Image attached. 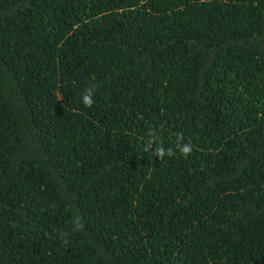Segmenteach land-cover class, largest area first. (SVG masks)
<instances>
[{"label": "trees", "instance_id": "trees-1", "mask_svg": "<svg viewBox=\"0 0 264 264\" xmlns=\"http://www.w3.org/2000/svg\"><path fill=\"white\" fill-rule=\"evenodd\" d=\"M0 264H264V0H0Z\"/></svg>", "mask_w": 264, "mask_h": 264}, {"label": "clouds", "instance_id": "clouds-1", "mask_svg": "<svg viewBox=\"0 0 264 264\" xmlns=\"http://www.w3.org/2000/svg\"><path fill=\"white\" fill-rule=\"evenodd\" d=\"M93 92H94V86L92 88H88L85 90V92L82 94V102L85 106L91 107L93 104ZM155 137H152L148 143L151 145L154 141ZM179 151L182 155L187 157L192 152V145L191 143L182 144L179 148ZM165 155L171 156L174 155V152L171 148L165 150L162 146L156 149V156L163 158Z\"/></svg>", "mask_w": 264, "mask_h": 264}]
</instances>
